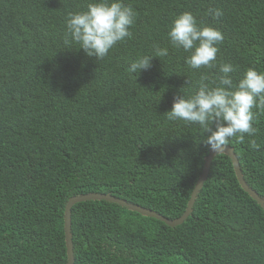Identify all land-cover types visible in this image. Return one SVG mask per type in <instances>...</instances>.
<instances>
[{
    "label": "trees",
    "instance_id": "16d2710c",
    "mask_svg": "<svg viewBox=\"0 0 264 264\" xmlns=\"http://www.w3.org/2000/svg\"><path fill=\"white\" fill-rule=\"evenodd\" d=\"M87 2L0 0V264H66L63 211L74 195L109 193L168 219L183 213L209 148L199 126L166 112L218 68L191 69L188 53L168 44L181 12L223 32L217 60L237 66L234 80L250 67L264 72V0H125L137 12L133 37L101 61L63 44L67 13ZM208 8L224 15L214 22ZM155 46L169 55L131 74ZM254 127L229 146L264 196V111ZM70 221L73 264H264V209L224 153L176 226L92 199L73 204Z\"/></svg>",
    "mask_w": 264,
    "mask_h": 264
},
{
    "label": "clouds",
    "instance_id": "9594fccd",
    "mask_svg": "<svg viewBox=\"0 0 264 264\" xmlns=\"http://www.w3.org/2000/svg\"><path fill=\"white\" fill-rule=\"evenodd\" d=\"M206 15L216 22L224 11L208 8ZM136 18V10L125 0H88L83 10L69 12L64 19V48L77 50L73 46H78L86 56L101 61L114 47L133 37ZM166 35L171 48L188 53L184 63L189 68H218L217 72H202L194 91H181L183 94L174 98L166 112L167 119L199 126L204 133L201 142L213 153L225 150L233 138L243 143L246 135L254 136L257 111H264V72L250 67L234 80L237 66L217 60L223 32L214 24L198 22L190 11L176 16ZM168 55V47L155 46L152 54L139 55L128 71L136 76L152 66L154 57ZM249 146L258 148L255 140H250Z\"/></svg>",
    "mask_w": 264,
    "mask_h": 264
},
{
    "label": "water",
    "instance_id": "95a60500",
    "mask_svg": "<svg viewBox=\"0 0 264 264\" xmlns=\"http://www.w3.org/2000/svg\"><path fill=\"white\" fill-rule=\"evenodd\" d=\"M219 153H224L231 159L233 170H234V173H235V176H236V179H237L239 185L241 186V188L244 191H246L248 193L249 196H251L254 200H256L261 205V207L264 209V196H259L245 182L243 175H242V172H241L240 167H239L237 157L233 151V148L228 145L225 150L217 152V153H213L209 150L208 154L204 158L202 171H201L200 175L198 176V178L194 184V187H193V189L189 195L185 210L177 218L168 219L165 216H163V215H161V214H159V213H157L151 209L142 207V206L137 205V204L127 202L126 200L118 198V197H114L113 195H111L109 193L89 192V193H84V194L74 195V196L69 197L67 199L65 205H64V211H63L64 240H65L66 255H67L66 264H73V261H74L73 251H72L71 232H70V223H71V221H70V209H71L73 204L80 202V201H84V200H90V199H92V200H106V201L117 203L121 206H124V207L130 209V210L136 211L142 215H146V216L156 218V219L164 222L168 226H176V225L182 223L185 220V218L189 215V213L191 212L193 203H194L195 198H196V195H197L199 189L201 188L203 181L205 180V178L207 176V172L209 169L210 162H211L212 158L216 154H219Z\"/></svg>",
    "mask_w": 264,
    "mask_h": 264
}]
</instances>
